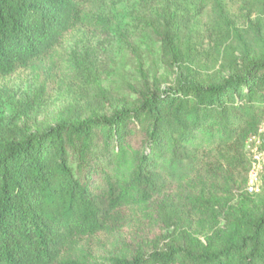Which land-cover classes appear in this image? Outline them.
<instances>
[{
	"label": "trees",
	"instance_id": "obj_1",
	"mask_svg": "<svg viewBox=\"0 0 264 264\" xmlns=\"http://www.w3.org/2000/svg\"><path fill=\"white\" fill-rule=\"evenodd\" d=\"M84 18L78 0H0V76L50 55ZM263 122L264 56L219 82L186 78L132 107L2 143L0 264H264V209L233 215L223 231L201 226L236 190L248 194L246 143ZM158 218L187 226L184 244L160 249L142 234L101 261L70 254Z\"/></svg>",
	"mask_w": 264,
	"mask_h": 264
},
{
	"label": "rangeland",
	"instance_id": "obj_2",
	"mask_svg": "<svg viewBox=\"0 0 264 264\" xmlns=\"http://www.w3.org/2000/svg\"><path fill=\"white\" fill-rule=\"evenodd\" d=\"M78 3L83 22L50 55L11 76H0V145L25 132L43 131L61 118L109 115L132 107L142 92L165 89L186 78L219 82L240 72L248 57L264 56V0ZM260 141L264 149V133ZM234 193L216 209L219 219L201 226L223 231L235 220L233 215L264 209V189L256 195L244 189ZM157 221L139 227L133 220L119 232L82 239L70 254L86 253L101 261L129 245L131 236L142 234L160 249L184 244L181 237L187 226L175 230ZM197 226L193 224V233ZM198 232L196 237L206 244L207 229L204 236Z\"/></svg>",
	"mask_w": 264,
	"mask_h": 264
},
{
	"label": "built area",
	"instance_id": "obj_3",
	"mask_svg": "<svg viewBox=\"0 0 264 264\" xmlns=\"http://www.w3.org/2000/svg\"><path fill=\"white\" fill-rule=\"evenodd\" d=\"M264 133V122L257 134L249 138L246 143V153L251 162L248 174L246 192L250 195L259 194L263 187L264 178V149L261 146L260 135Z\"/></svg>",
	"mask_w": 264,
	"mask_h": 264
}]
</instances>
